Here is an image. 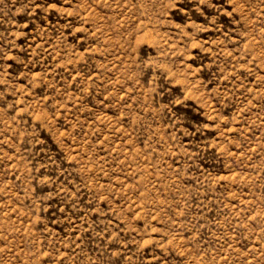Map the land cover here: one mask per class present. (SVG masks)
<instances>
[{
	"label": "rangeland",
	"instance_id": "rangeland-1",
	"mask_svg": "<svg viewBox=\"0 0 264 264\" xmlns=\"http://www.w3.org/2000/svg\"><path fill=\"white\" fill-rule=\"evenodd\" d=\"M0 264H264V0H0Z\"/></svg>",
	"mask_w": 264,
	"mask_h": 264
}]
</instances>
